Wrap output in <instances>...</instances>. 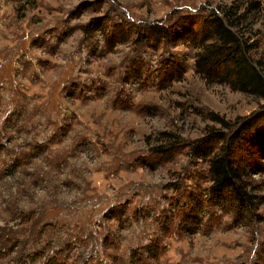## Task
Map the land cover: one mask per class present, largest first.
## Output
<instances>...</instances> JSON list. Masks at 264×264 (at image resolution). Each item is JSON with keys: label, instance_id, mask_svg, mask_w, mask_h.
<instances>
[{"label": "rangeland", "instance_id": "obj_1", "mask_svg": "<svg viewBox=\"0 0 264 264\" xmlns=\"http://www.w3.org/2000/svg\"><path fill=\"white\" fill-rule=\"evenodd\" d=\"M214 15L264 65V0H0V264H264V100L195 71ZM210 129L249 212L189 151Z\"/></svg>", "mask_w": 264, "mask_h": 264}, {"label": "trees", "instance_id": "obj_2", "mask_svg": "<svg viewBox=\"0 0 264 264\" xmlns=\"http://www.w3.org/2000/svg\"><path fill=\"white\" fill-rule=\"evenodd\" d=\"M226 19L228 23L225 24L219 17L210 16L201 25L198 32L201 36H197L190 27L185 30V34H190V42L199 49L194 60L195 71L208 81L226 84L231 90L264 100V65L251 60L247 54V41L231 30L227 16ZM102 23V18L96 19L93 29H100ZM83 28L89 31L88 25ZM143 31L145 38L158 41L166 39L168 35L159 22L145 25ZM212 120L222 128H230L229 122L217 115ZM237 136L238 131L227 137L221 131L210 129L204 138L190 146L189 151L198 158L208 159L210 195L218 201H222L224 195H229L238 209L249 212L253 197L242 180L241 169L234 163V154L242 145ZM212 140L217 141V146L210 142Z\"/></svg>", "mask_w": 264, "mask_h": 264}]
</instances>
